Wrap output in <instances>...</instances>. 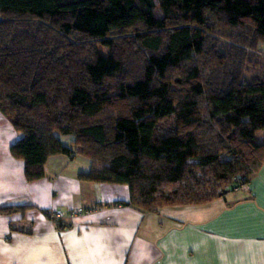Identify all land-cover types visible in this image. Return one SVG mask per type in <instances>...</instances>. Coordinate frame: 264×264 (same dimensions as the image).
Listing matches in <instances>:
<instances>
[{
  "label": "trees",
  "instance_id": "1",
  "mask_svg": "<svg viewBox=\"0 0 264 264\" xmlns=\"http://www.w3.org/2000/svg\"><path fill=\"white\" fill-rule=\"evenodd\" d=\"M0 113L29 183L80 156L143 213L225 198L264 164V0H0Z\"/></svg>",
  "mask_w": 264,
  "mask_h": 264
},
{
  "label": "crops",
  "instance_id": "2",
  "mask_svg": "<svg viewBox=\"0 0 264 264\" xmlns=\"http://www.w3.org/2000/svg\"><path fill=\"white\" fill-rule=\"evenodd\" d=\"M18 140L0 113V264H264V164L225 198L143 213L117 204L128 187L80 180L91 169L80 156L52 158L45 179L27 182Z\"/></svg>",
  "mask_w": 264,
  "mask_h": 264
},
{
  "label": "rangeland",
  "instance_id": "3",
  "mask_svg": "<svg viewBox=\"0 0 264 264\" xmlns=\"http://www.w3.org/2000/svg\"><path fill=\"white\" fill-rule=\"evenodd\" d=\"M200 64H204V65H206L209 69H211V68L213 67L212 62L210 63V62H209V58H207V57H205L204 61H203V62H200ZM59 138L62 140V142H63V144H64L65 146H68V147H71V146H72V142H73V138H72V137H70V136H60V135H59ZM255 142H257V143H259V144H261V143L264 142V131L261 132V133H259V134L256 136V138H255ZM81 159H82V161H87V160L84 159V158H81ZM68 172H70V173L75 172V168H71V169H69ZM76 172H79V171L76 170ZM82 173H85V172L82 171ZM87 173H88V172H87ZM74 174H75V173H74ZM76 174H77V173H76ZM22 227L25 228V230H31V229H32V227H31L30 224H28V225L26 224L25 226H22Z\"/></svg>",
  "mask_w": 264,
  "mask_h": 264
},
{
  "label": "built area",
  "instance_id": "4",
  "mask_svg": "<svg viewBox=\"0 0 264 264\" xmlns=\"http://www.w3.org/2000/svg\"><path fill=\"white\" fill-rule=\"evenodd\" d=\"M78 212H79V213H82V212H83V210H82V209H80Z\"/></svg>",
  "mask_w": 264,
  "mask_h": 264
}]
</instances>
